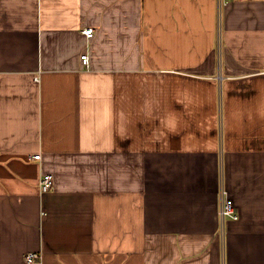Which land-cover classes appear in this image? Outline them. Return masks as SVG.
I'll return each instance as SVG.
<instances>
[{"label":"crops","instance_id":"1","mask_svg":"<svg viewBox=\"0 0 264 264\" xmlns=\"http://www.w3.org/2000/svg\"><path fill=\"white\" fill-rule=\"evenodd\" d=\"M0 264H264V0H0Z\"/></svg>","mask_w":264,"mask_h":264},{"label":"built area","instance_id":"2","mask_svg":"<svg viewBox=\"0 0 264 264\" xmlns=\"http://www.w3.org/2000/svg\"><path fill=\"white\" fill-rule=\"evenodd\" d=\"M223 5V0H219V8ZM83 34L87 37H92L94 34L93 28L84 29ZM221 42L219 41V44ZM81 60L85 68L90 69L91 65V58L90 55L86 52L81 56ZM221 80V78H220ZM34 159H41V155H35ZM40 188L43 193L49 192L54 188V177L51 174H44L40 181ZM219 218H220V225L222 229V235H225V229L227 225V221L238 220L239 213L234 205V201L232 200L229 191L226 189L224 179L222 178L220 182V189H219ZM24 260L28 263L40 262L41 255L39 253L29 252L24 256Z\"/></svg>","mask_w":264,"mask_h":264}]
</instances>
